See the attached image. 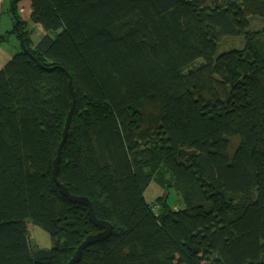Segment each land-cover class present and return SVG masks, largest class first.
<instances>
[{"label":"trees","instance_id":"1","mask_svg":"<svg viewBox=\"0 0 264 264\" xmlns=\"http://www.w3.org/2000/svg\"><path fill=\"white\" fill-rule=\"evenodd\" d=\"M31 4L7 34L27 52L0 70V264H68L102 231L53 178L70 78L58 180L113 228L77 264H264V25L231 46L264 0Z\"/></svg>","mask_w":264,"mask_h":264},{"label":"water","instance_id":"2","mask_svg":"<svg viewBox=\"0 0 264 264\" xmlns=\"http://www.w3.org/2000/svg\"><path fill=\"white\" fill-rule=\"evenodd\" d=\"M13 12H14V9H13ZM20 42H21L22 50L24 52H27L24 41L21 40ZM69 88H70V92L73 96V106H72L71 112L69 113V115L67 117L65 130L63 133V140L60 143L58 153H57V158L55 159V162H54L53 178H54L56 185L60 189L61 194L73 204H80V205L86 206L88 208V211H89L88 213H89L91 221L93 222V224L97 228L102 230V232H100L96 235L88 236L86 238V240L79 246L78 250L75 253V256L73 257V259L68 263V264H77L81 261V258L83 256V252L87 248H89L90 246L105 242L110 237L113 228L109 223L97 220L95 213H94L93 204L89 201L88 198L78 197V196L72 195L69 192V190L65 187V185L61 184L58 180L61 158H62V152H63L64 146H65L68 134H69V129L71 126L73 112L75 109V93H74V89H73V81L71 78H70ZM167 198H168V194L166 193L165 194V201L167 200Z\"/></svg>","mask_w":264,"mask_h":264},{"label":"rangeland","instance_id":"3","mask_svg":"<svg viewBox=\"0 0 264 264\" xmlns=\"http://www.w3.org/2000/svg\"><path fill=\"white\" fill-rule=\"evenodd\" d=\"M235 24H236L237 28H239L240 32H239V36L231 39V46L235 47V48L236 47L241 48L244 45V42H246L248 39H250L254 36L255 31L262 28V26L264 25V21L260 18L246 17L243 14L238 13L235 17ZM15 26H17V25L15 24ZM28 29H29L28 26L25 27L26 31ZM41 38H42V34L39 33V31H35V34L33 35V39H34L35 43L40 41ZM3 45H4V43H3ZM223 46H225V47H222L221 49H225V48L230 47L229 45H227L226 42L224 43ZM21 51H23V50H22V46H21V42H20L19 52H21ZM201 62H203V59H200L198 61V63H201ZM157 186H156V183H152L145 193V198H146L147 202L150 204H153L157 200L156 199V200L152 201L151 200L152 198L150 195V193L151 194L157 193V191H158L157 188H159ZM163 194L160 197H162ZM160 197H158V198H160ZM179 201L180 200L178 199L176 192L171 191V194L169 195V198H168V203L171 206H174L175 204H177V202L179 203ZM28 230H29V233H32L31 245L35 251H37V250H49L50 249L52 242H51V239L47 233H45L41 228L34 226L32 224L28 225Z\"/></svg>","mask_w":264,"mask_h":264},{"label":"crops","instance_id":"4","mask_svg":"<svg viewBox=\"0 0 264 264\" xmlns=\"http://www.w3.org/2000/svg\"><path fill=\"white\" fill-rule=\"evenodd\" d=\"M19 1L20 0H0V37L2 36L7 37L5 41L0 43V70H2L5 67V65L16 54L20 53L19 52L20 40L17 37V35H14V34H11L10 36L7 35L8 33H11L13 29L15 28V18L13 16V13H14L13 9L16 3H17V11L23 21L30 23V19L32 16L31 0H22L20 2ZM32 27L35 29V31H39V33H41L43 36L44 31L42 30L40 26L33 25ZM157 190L158 191L156 194L150 193L152 201L158 199V197H160L164 193L161 187L157 188Z\"/></svg>","mask_w":264,"mask_h":264}]
</instances>
